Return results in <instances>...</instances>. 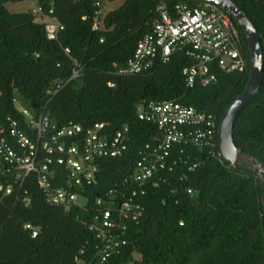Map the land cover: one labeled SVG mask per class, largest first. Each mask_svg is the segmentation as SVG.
<instances>
[{
  "label": "trees",
  "instance_id": "obj_1",
  "mask_svg": "<svg viewBox=\"0 0 264 264\" xmlns=\"http://www.w3.org/2000/svg\"><path fill=\"white\" fill-rule=\"evenodd\" d=\"M29 1L41 11L34 13L30 6L12 12L7 6L16 0H0V115L21 118L20 106L34 116L45 113L56 127L70 121L84 128L104 122L115 132L127 125L128 141L122 155L98 161L91 184L74 189L85 203L68 208L44 202L36 173L21 184L0 159V184L11 187L10 193L0 191V264H264V179L226 161L218 145L221 119L249 76L248 43L235 18L218 7L238 33L236 46L246 59L245 69L226 72L211 64L216 79L190 87L182 70L194 61L179 51L169 62L135 75H119L117 69L150 32L160 3L170 9L177 4L196 8L208 5L205 1L105 0L100 31L93 30L92 0ZM117 1L119 6L106 10ZM233 1L257 29L264 64V0ZM53 17L64 29L50 40L45 24ZM76 64L82 70L71 78ZM163 101L212 114L215 134L208 146L171 145L167 168L156 175L163 181L139 185L133 175L140 151L157 146L162 131L135 110ZM233 141L242 155L264 166V75L258 92L234 120ZM53 171L54 185L67 187L64 168L54 165ZM129 199L141 206L142 214L136 220L122 218L111 229L124 243L100 263L101 215L109 209L116 219L117 208Z\"/></svg>",
  "mask_w": 264,
  "mask_h": 264
},
{
  "label": "built area",
  "instance_id": "obj_2",
  "mask_svg": "<svg viewBox=\"0 0 264 264\" xmlns=\"http://www.w3.org/2000/svg\"><path fill=\"white\" fill-rule=\"evenodd\" d=\"M92 3L93 30L100 31L105 0H92ZM31 7L34 13L41 11V7L33 2ZM156 14L150 32L138 41L133 55L117 69L119 75H135L157 63H167L178 51L194 61V64L182 70L186 85L190 87L195 83L207 86L216 79L211 64L226 72H242L245 69L246 59L236 46L238 33L229 15L217 5L190 8L186 4H177L170 9L162 2L157 6ZM63 29L55 17L45 24L46 36L50 40L57 39ZM103 41L101 37L99 42ZM65 52L69 53V49L66 48ZM81 70L76 64L71 78L78 77ZM18 111L21 118L0 115V159L8 167L6 172L21 184L31 173H36L37 186L48 205L68 208L77 204L78 195L74 189L94 181L98 161L117 157L127 150V125L115 132L109 131L104 122H95L84 128L70 121L56 127L54 120L43 112L34 116L27 108L20 106ZM135 112L140 119L156 125L162 131L157 146L145 145L140 151L141 158L133 175V180L139 185L152 179L155 186L163 181L162 175H156L167 168V151L171 145L208 146L215 134L216 123L212 114L197 111L180 102H149L138 105ZM54 165L64 168L67 187L54 185ZM0 191L10 193L11 187L0 184ZM24 201H28V197H24ZM116 213V219H112L109 209L101 215V229L97 233L100 263L124 243L111 229L122 218L136 220L141 216L142 208L129 199L117 208ZM24 228L31 229V226L26 224ZM36 234L32 230V236Z\"/></svg>",
  "mask_w": 264,
  "mask_h": 264
},
{
  "label": "water",
  "instance_id": "obj_3",
  "mask_svg": "<svg viewBox=\"0 0 264 264\" xmlns=\"http://www.w3.org/2000/svg\"><path fill=\"white\" fill-rule=\"evenodd\" d=\"M208 4L217 5L232 15L246 35L249 52V76L243 92L233 101L224 113L218 127V145L221 156L230 163H235L236 157L241 152L236 148L233 141L234 120L245 105L258 92L264 75L262 45L257 29L247 13L233 0H202ZM254 171L261 177L264 175V166L259 164L253 157H248Z\"/></svg>",
  "mask_w": 264,
  "mask_h": 264
},
{
  "label": "rangeland",
  "instance_id": "obj_4",
  "mask_svg": "<svg viewBox=\"0 0 264 264\" xmlns=\"http://www.w3.org/2000/svg\"><path fill=\"white\" fill-rule=\"evenodd\" d=\"M30 4L31 3L29 0H16V2H14V3H9L7 7L12 12H21V11L27 10L31 6ZM120 4H121V1H117V2L112 3V4H107L106 10L113 9V8L119 6ZM235 163L239 164V165L246 166L247 168L254 170V165H253L252 161L248 157H245L242 154L237 155ZM262 178L264 179V175ZM76 203L79 205H83L85 203V201L82 198L78 197L76 199Z\"/></svg>",
  "mask_w": 264,
  "mask_h": 264
}]
</instances>
